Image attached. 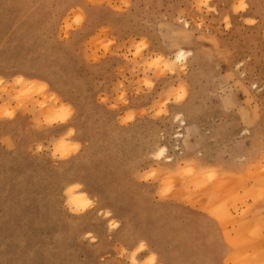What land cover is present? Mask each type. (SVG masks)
<instances>
[{
    "label": "rangeland",
    "instance_id": "374dc122",
    "mask_svg": "<svg viewBox=\"0 0 264 264\" xmlns=\"http://www.w3.org/2000/svg\"><path fill=\"white\" fill-rule=\"evenodd\" d=\"M0 264H264V0H0Z\"/></svg>",
    "mask_w": 264,
    "mask_h": 264
},
{
    "label": "bare ground",
    "instance_id": "6f19581e",
    "mask_svg": "<svg viewBox=\"0 0 264 264\" xmlns=\"http://www.w3.org/2000/svg\"><path fill=\"white\" fill-rule=\"evenodd\" d=\"M178 54H177V56H178V58L179 59H182V50H180V51H178L177 52ZM182 115V114H181ZM180 115V116H181ZM182 122H184V120L182 121ZM167 152V148L166 147H164L163 149H162V152H160V153H166ZM83 193L82 192H80L79 190H76V191H74L73 192V196H72V201L74 202V204H78L79 202H81V200L83 199ZM72 202V203H73ZM152 259V258H151ZM153 260V259H152Z\"/></svg>",
    "mask_w": 264,
    "mask_h": 264
},
{
    "label": "clouds",
    "instance_id": "9594fccd",
    "mask_svg": "<svg viewBox=\"0 0 264 264\" xmlns=\"http://www.w3.org/2000/svg\"><path fill=\"white\" fill-rule=\"evenodd\" d=\"M69 112H70V110H68ZM72 133H69V135H71ZM58 151H59V149H58Z\"/></svg>",
    "mask_w": 264,
    "mask_h": 264
}]
</instances>
